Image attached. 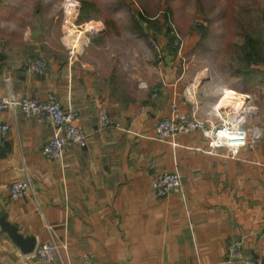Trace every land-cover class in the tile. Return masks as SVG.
<instances>
[{"label": "crops", "instance_id": "0c3cea01", "mask_svg": "<svg viewBox=\"0 0 264 264\" xmlns=\"http://www.w3.org/2000/svg\"><path fill=\"white\" fill-rule=\"evenodd\" d=\"M76 19L49 43L42 26L0 18V97L52 92L66 112L79 114L77 123L88 134L84 147L53 160L44 153L52 125L0 110V123L10 125L0 143V220L35 239V247L57 242L59 264L86 258L92 264H264V132L254 125L260 109L252 104L254 81L264 78L261 62L242 75L230 73L227 86L219 76L204 75L207 69L192 73L166 39L163 60L143 66L122 48L110 49L105 29H80ZM86 19L85 25L93 22ZM73 32L85 39L69 40ZM73 46L78 54L70 58ZM38 57L48 68L32 73L29 62ZM228 90L243 94L249 111L251 134L237 157L206 152L201 131L179 135L177 145L157 138L159 121L195 104L200 119L215 121L214 107ZM103 106L122 128L101 127ZM174 170L183 193L158 196L153 179ZM28 178L34 193L13 199L12 182ZM238 240L242 260L228 254V244ZM24 253L0 225V264H51L26 260Z\"/></svg>", "mask_w": 264, "mask_h": 264}, {"label": "rangeland", "instance_id": "374dc122", "mask_svg": "<svg viewBox=\"0 0 264 264\" xmlns=\"http://www.w3.org/2000/svg\"><path fill=\"white\" fill-rule=\"evenodd\" d=\"M70 3L77 5L80 29H105L110 49L122 48L143 66L163 60V39L185 57L181 62L192 73L207 69L204 75L219 76L227 86L230 73L245 72L248 58H259L257 64L264 66V0H0V18L9 25L36 23L53 43L67 34ZM86 14L90 25H85ZM254 85L252 104L260 109L254 125L264 132V78Z\"/></svg>", "mask_w": 264, "mask_h": 264}, {"label": "built area", "instance_id": "2783aa9c", "mask_svg": "<svg viewBox=\"0 0 264 264\" xmlns=\"http://www.w3.org/2000/svg\"><path fill=\"white\" fill-rule=\"evenodd\" d=\"M68 53L70 58L75 57L78 54L77 47H71ZM47 68L48 63L42 57L34 58L28 65V69L32 73H43ZM243 97V94L228 90L214 107L212 114L215 121L200 119L196 104L189 112L165 117L157 124L156 136L158 139L170 140L174 145H177L176 138L179 135L201 131L207 140L206 152L214 155H221L220 152L227 153L235 158L241 149L247 146L251 134L250 128L245 122L249 111ZM223 101H225L224 104ZM239 101L242 102L240 106H238ZM172 107L173 111H176L177 105L173 104ZM0 110H12L16 113L33 116L52 125L55 128L54 136L44 147V153L50 159L63 160L68 148L84 147L87 144L88 134L77 123L79 114L76 111L66 112L60 100L52 92L43 97H30L22 93L10 92L0 97ZM98 121L101 127L122 128L120 123L113 121L106 106L101 107ZM9 129V124L0 123V143L6 139ZM152 186L158 196L165 197L170 194H182L184 184L179 171L174 170L159 173L153 179ZM30 192L34 193L29 178L15 180L10 186V194L13 199L25 197ZM242 247L243 240L231 241L228 244L230 258L244 259ZM59 252L60 245L57 242H43L33 251L24 253L23 257L26 260L38 259L51 264H59ZM245 261L249 262L246 259ZM82 264H92V262L86 258Z\"/></svg>", "mask_w": 264, "mask_h": 264}, {"label": "water", "instance_id": "95a60500", "mask_svg": "<svg viewBox=\"0 0 264 264\" xmlns=\"http://www.w3.org/2000/svg\"><path fill=\"white\" fill-rule=\"evenodd\" d=\"M0 225L2 229L8 233L11 239L17 243L23 252L29 253L34 250L36 241L33 238H24L21 233H19L18 228L15 225H11L9 222L5 220L3 217L0 220Z\"/></svg>", "mask_w": 264, "mask_h": 264}, {"label": "bare ground", "instance_id": "6f19581e", "mask_svg": "<svg viewBox=\"0 0 264 264\" xmlns=\"http://www.w3.org/2000/svg\"><path fill=\"white\" fill-rule=\"evenodd\" d=\"M76 4L75 3H70L69 5H68V22H69V24H72L73 25V20H74V18L76 17V15H77V11H76ZM91 24V23H90ZM89 24V25H90ZM89 27V26H88ZM88 29V28H87ZM73 31V30H72ZM76 31V30H75ZM85 36H84V34L82 33V32H73V33H71L69 36H68V39L69 40H71V41H78V40H82L83 38H84ZM85 39V38H84ZM85 41V40H84ZM71 43V42H70ZM245 97H243V99H244ZM242 99V100H243ZM241 100V101H242ZM241 101H239V103H238V106H240V104L242 103ZM224 102L225 101H223V104H224Z\"/></svg>", "mask_w": 264, "mask_h": 264}, {"label": "trees", "instance_id": "16d2710c", "mask_svg": "<svg viewBox=\"0 0 264 264\" xmlns=\"http://www.w3.org/2000/svg\"><path fill=\"white\" fill-rule=\"evenodd\" d=\"M246 53H247V52H246ZM248 59H250V60H249V61H250V63H249L250 65H249L248 67H246V68H250L251 65H255V64H257L258 61L261 60V59L256 58V57L253 58V59H251V58H248ZM246 68H244V70H246Z\"/></svg>", "mask_w": 264, "mask_h": 264}]
</instances>
